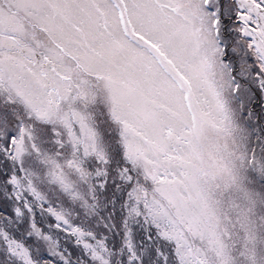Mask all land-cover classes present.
<instances>
[{
    "label": "snow or ice",
    "instance_id": "obj_1",
    "mask_svg": "<svg viewBox=\"0 0 264 264\" xmlns=\"http://www.w3.org/2000/svg\"><path fill=\"white\" fill-rule=\"evenodd\" d=\"M0 264H264V0H0Z\"/></svg>",
    "mask_w": 264,
    "mask_h": 264
}]
</instances>
